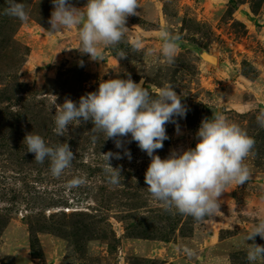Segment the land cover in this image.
<instances>
[{"label": "rangeland", "instance_id": "374dc122", "mask_svg": "<svg viewBox=\"0 0 264 264\" xmlns=\"http://www.w3.org/2000/svg\"><path fill=\"white\" fill-rule=\"evenodd\" d=\"M17 2L27 22L6 15L0 0V264H250L246 237L264 214V0H138V15L127 17L128 32L104 60L76 49V29L48 31L52 0ZM69 2L82 8L87 0ZM162 30L179 37L172 63L161 54ZM129 76L150 93L171 84L187 108L166 125L169 139L154 153L162 159L194 148L202 119L217 111L254 139L250 179L224 190L213 218L197 221L153 199L144 180L151 158L130 135L129 160L90 121L73 122L64 136L53 131L56 98L78 105L101 80ZM32 132L47 146L69 144L75 159L60 177L27 151ZM107 152L123 156L110 160L118 184L105 172ZM74 177L85 183L68 187Z\"/></svg>", "mask_w": 264, "mask_h": 264}, {"label": "clouds", "instance_id": "9594fccd", "mask_svg": "<svg viewBox=\"0 0 264 264\" xmlns=\"http://www.w3.org/2000/svg\"><path fill=\"white\" fill-rule=\"evenodd\" d=\"M53 10L49 19L51 34L65 29H76L79 44L76 49L88 54L92 60H104V49L118 45L129 28L128 16L138 15V0H87L82 8L72 5L69 0H52ZM5 14L27 22L29 19L25 6L17 0H7ZM162 40L161 54L169 62H174L178 51V36L167 30L160 32ZM132 47L136 51L143 49L140 39ZM126 55L121 54L120 58ZM57 99V98H56ZM53 102L55 128L58 136H64L68 125H79L81 121L91 122L92 133H102L105 140L112 139L118 149H124V156L131 159V153L124 148L127 142L135 141L146 152L151 162L145 172L146 189L153 199L160 202L166 210L191 216L200 221L213 218L220 212L219 197L230 185H243L251 176L245 160L250 155L255 141L235 122H231L221 112H213L211 118H204L196 132L197 143L194 148L182 151L173 150L167 158L155 155L162 149L169 137L166 132L168 123H177L176 118H185L187 108L181 102V96L171 84L154 89L150 93L143 86V80L134 82L114 78L101 80L97 91L81 96L79 103L65 99L63 104ZM257 123L264 128V111L257 115ZM95 142L98 137L93 135ZM27 151L34 153L35 161L50 162V171L54 177H60L65 169L71 167L75 154L68 143L55 147L47 146L39 134L28 133L24 141ZM112 184L120 182V168H113L110 160L122 159L117 152L102 153ZM85 183L81 177H74L68 187H78ZM253 225L246 237L252 243L247 247V259L250 264L264 261V245L256 244L255 238L264 239V214ZM189 255L194 252L185 247Z\"/></svg>", "mask_w": 264, "mask_h": 264}, {"label": "water", "instance_id": "95a60500", "mask_svg": "<svg viewBox=\"0 0 264 264\" xmlns=\"http://www.w3.org/2000/svg\"><path fill=\"white\" fill-rule=\"evenodd\" d=\"M207 58H208L211 62H213V63H216V62H217V59H216L215 56L208 55Z\"/></svg>", "mask_w": 264, "mask_h": 264}]
</instances>
